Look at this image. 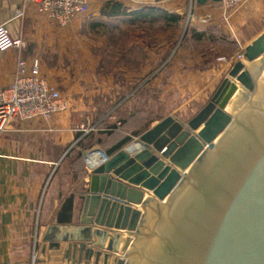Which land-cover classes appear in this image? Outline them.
<instances>
[{"label": "water", "instance_id": "obj_1", "mask_svg": "<svg viewBox=\"0 0 264 264\" xmlns=\"http://www.w3.org/2000/svg\"><path fill=\"white\" fill-rule=\"evenodd\" d=\"M207 1L221 2L195 0ZM8 7L0 0V12ZM241 60L192 119L166 117L135 152L124 147L93 170L80 196L83 238L54 226L49 249L87 243L95 228L133 237L115 264H264V33Z\"/></svg>", "mask_w": 264, "mask_h": 264}, {"label": "crops", "instance_id": "obj_2", "mask_svg": "<svg viewBox=\"0 0 264 264\" xmlns=\"http://www.w3.org/2000/svg\"><path fill=\"white\" fill-rule=\"evenodd\" d=\"M119 1L129 8L132 5L139 6L137 9L153 6L167 12L177 2ZM8 4V9L0 12V23L14 18L16 11H24V17L16 20L12 26L14 35L24 41L25 47L0 54V90L13 82L19 59L61 52L67 42L75 41L78 37V33L64 32L48 22L24 0H8ZM194 7L198 15L195 21L189 22V28L197 32L194 34H203V38L207 31H216L227 24L236 31L251 21L264 22V0H248L240 8L228 13L223 11L219 2L207 1L200 5L194 1ZM74 24L73 21L69 25L71 29ZM263 33L264 28L257 30L245 47ZM148 57L145 67L136 68L135 75L120 69L123 71L120 83L114 77L102 78L93 74L92 69L87 72L88 77L83 79H78L79 74H76L73 83H66L64 87L59 85L63 96L70 103L67 112L55 115L48 121L16 120L10 126L0 129V264H58L57 259L77 257L73 247L83 244L89 247L91 244L106 247L112 242L117 250L121 248L125 242L123 233L119 234V238L117 234L97 237V230L92 228L87 243L61 242L58 250L49 249L50 242L46 239L59 237L52 232L54 226L66 228L62 235L83 238L82 230L77 226L82 212L80 196L89 188L90 177L88 175L87 179L74 183L69 181L66 171L64 174H57L65 158L74 150H80L78 143L81 140L84 143L88 141L84 139L88 135L75 131L74 127L86 122L87 126H96V130L90 133L95 135L99 132L102 120L108 124H120L116 117L117 111L133 121L144 110L165 111L163 115L150 120V129L166 117H176L178 113L188 111L193 102L206 103L224 79V72L231 69L220 62L205 67L202 64L205 59L201 55L183 48L177 51L166 48L150 52ZM165 60H171L170 64H163ZM143 78L145 79L137 86ZM56 86L58 88L55 84ZM142 86H148L153 96L159 94V97L154 98L155 101H151L149 108L143 109L135 96L137 89ZM130 87H135L134 91H137L134 97L122 95L124 89ZM170 103L174 105L168 107ZM111 114L116 121L111 119ZM119 133L117 131L115 135ZM95 147L96 145L93 146ZM125 147L130 153L135 151L134 145ZM87 151H82L83 160ZM70 197H73L71 223L60 224L57 216L63 212V205Z\"/></svg>", "mask_w": 264, "mask_h": 264}, {"label": "rangeland", "instance_id": "obj_3", "mask_svg": "<svg viewBox=\"0 0 264 264\" xmlns=\"http://www.w3.org/2000/svg\"><path fill=\"white\" fill-rule=\"evenodd\" d=\"M106 1L91 0L90 11L74 20L73 29L70 28L71 25L62 29L64 32H76L78 37L75 41L67 42L61 52L43 53L40 56L29 57V59L36 58L41 62L46 79L52 85H58L61 92H63L62 87L66 83H73L76 80V74H79L78 79L79 77L83 79L88 77L86 76L88 75L87 72L91 69L94 71L93 74L100 75L102 78L111 76L116 81L118 79V83H120L123 75V71H120V69L130 75H135L138 68H143L147 64L150 52L155 53L166 48H170L173 51L183 48L186 51L196 53V55H201L205 59L202 63L204 64L203 66L209 67L214 63L218 64V60L221 58L231 60L244 53L245 45L250 42L249 40H252L251 36L257 30L264 28V22L251 21L239 30L233 31L226 23L227 25L221 29L211 32L207 31L203 39L197 40L194 38V33L197 32L189 28V22L195 21L198 15L194 5L191 6L190 0H177L174 8L168 10L170 13L181 17L180 22L176 25L166 24L161 21L142 24L137 22L132 25L124 20L103 19L99 15V10ZM138 7L132 5L131 8L137 9ZM97 21H105L106 28L92 30L91 25ZM72 43L75 45H72ZM170 62L171 60H165L163 64L165 63L167 66ZM222 64L227 66L225 63ZM229 71L224 72V79L229 76ZM144 79L140 80L137 86ZM59 85L62 87H59ZM134 90L135 87L126 88L122 95L134 97V93L138 91L135 96L140 100V106L143 109L149 108L151 101H155L154 98L159 97V94L153 96L148 86H142L137 91ZM211 97L206 103H204L205 101H202V103L193 102L190 104L188 111L178 113L176 118H182L181 120L184 122L189 121L210 101ZM171 100L173 101L174 98H171ZM173 105L174 103H170L168 107ZM145 111L141 113L140 117L138 116L137 121L132 122L130 133L134 131L144 132L148 129L150 120L165 113V111L163 113L160 110L158 112ZM138 137H133L134 139H131L126 146L128 148L129 146L131 147L135 138ZM105 147H109V144L104 143V147L101 145L99 148L96 146L93 149H101L104 152L106 150ZM86 168L85 162L78 159V151L74 150L65 158L57 174L61 175V173L64 174V171H66L69 181L77 183L80 179L88 178ZM123 235H125V242L119 250L113 247L115 251H108V246H86L85 250L80 252L78 246H72L75 248L77 257L61 258L57 259V262L58 264H106L104 258L108 254L107 264H115L116 259L123 258L130 242L133 240L131 235Z\"/></svg>", "mask_w": 264, "mask_h": 264}, {"label": "built area", "instance_id": "obj_4", "mask_svg": "<svg viewBox=\"0 0 264 264\" xmlns=\"http://www.w3.org/2000/svg\"><path fill=\"white\" fill-rule=\"evenodd\" d=\"M33 7L44 19L60 29L67 28L75 19L86 15L90 11L91 0H24ZM195 0H190L191 6ZM248 0H221L220 6L225 13L240 8ZM24 17V11H16L14 18L0 25V54L12 50H21L25 47L24 41L13 33L12 24ZM244 59V53L236 58L227 60L221 58L218 61L232 68L235 63ZM70 109V103L62 92L49 83L43 74L41 62L36 59H19L17 73L10 86L0 90V129H4L14 121H34L37 119L48 121L53 116L65 113ZM111 119L116 118L111 114ZM120 124L118 123V126ZM84 135H89L96 130V126H87L81 122L74 127ZM138 140L135 138L134 142ZM96 154H101L99 164L89 163V159ZM110 159L101 150H91L84 156V162L88 175Z\"/></svg>", "mask_w": 264, "mask_h": 264}, {"label": "trees", "instance_id": "obj_5", "mask_svg": "<svg viewBox=\"0 0 264 264\" xmlns=\"http://www.w3.org/2000/svg\"><path fill=\"white\" fill-rule=\"evenodd\" d=\"M99 15L103 19L108 20H124L128 24H136L139 23H156V22H164L170 25H176L180 22L181 17L177 14H172L164 9L153 7V6H144L140 9H132L127 7L124 3L120 2L119 0H110L106 1L102 4ZM105 21H97L91 25L92 30H98L100 28H106ZM203 34H195L194 38L197 40L203 39ZM118 121L120 125L118 126L117 123H105L102 120L99 123L97 134H90L86 136L87 142L80 141L78 143L79 151H78V159L81 161L83 160V150H92L93 146H97L98 148L103 145L104 143H108L109 147H105L104 153L108 156L114 155L116 152L124 148L129 141L133 137H138L144 132L134 131L131 132V126L133 120L130 119L127 115H123L121 112H116ZM138 118V117H137ZM137 121V119L135 120ZM120 132L118 135H115L116 132ZM104 137H103V136ZM103 137V138H102ZM89 142V143H88ZM101 150V149H100ZM103 150V149H102ZM72 210H73V197H70L68 200L65 201L63 205V212L59 213L57 216L58 222L60 224H70L72 219Z\"/></svg>", "mask_w": 264, "mask_h": 264}, {"label": "bare ground", "instance_id": "obj_6", "mask_svg": "<svg viewBox=\"0 0 264 264\" xmlns=\"http://www.w3.org/2000/svg\"><path fill=\"white\" fill-rule=\"evenodd\" d=\"M261 81L262 82H264V73H263V75H262V77H261ZM228 113V112H227ZM134 147H135V151L137 150V149H139V147L138 146H136V145H134ZM134 151V152H135ZM102 158V155L101 154H96L93 158H90L89 159V163L91 164V163H94V164H99L100 163V159Z\"/></svg>", "mask_w": 264, "mask_h": 264}]
</instances>
